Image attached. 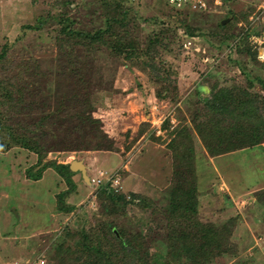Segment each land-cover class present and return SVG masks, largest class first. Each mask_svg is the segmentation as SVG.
Listing matches in <instances>:
<instances>
[{
	"label": "rangeland",
	"instance_id": "rangeland-1",
	"mask_svg": "<svg viewBox=\"0 0 264 264\" xmlns=\"http://www.w3.org/2000/svg\"><path fill=\"white\" fill-rule=\"evenodd\" d=\"M57 1L0 0V48L8 47L9 73L19 72L26 83L23 109L8 120L30 131L37 127L28 134L37 139L42 164L55 160L70 168L80 162L85 169L70 168L76 188L63 198L72 210L63 211L57 194L67 185L54 169L32 180L26 169L35 162L34 155L16 147L0 153V264H83L91 257L87 246L106 249L113 242L112 231L134 238L140 249L157 256L156 264H185L184 258L175 260L167 244L171 227L163 209L182 195L180 187L191 182L192 174L196 190L188 199L195 201V218L214 226L221 247L233 254L203 248L207 256L194 255L190 264H264V142L212 156L191 128L193 153L188 160L194 169L189 173L177 169L182 157L187 158L185 152L175 158L167 147L173 127L191 126L200 99L210 96L216 85L234 84L264 95V0H208L210 8L201 13L176 10L164 0L131 3L142 48L151 33L168 30L159 51L163 62L171 64L175 86L161 88L166 95L162 99L141 70L122 63L112 79H99L104 69L90 66L71 85L55 40L58 21L40 30L22 27L46 12L62 11ZM71 1L63 11L82 30L104 26L100 0ZM227 21L225 29L218 26ZM74 55L79 57L81 50ZM68 78L66 89L62 79ZM85 93L91 94L93 107L80 116L70 102L72 95L83 98ZM118 169L123 194L127 199L132 192L140 194L145 204L113 205L101 198L92 176L97 171L114 175Z\"/></svg>",
	"mask_w": 264,
	"mask_h": 264
},
{
	"label": "trees",
	"instance_id": "trees-1",
	"mask_svg": "<svg viewBox=\"0 0 264 264\" xmlns=\"http://www.w3.org/2000/svg\"><path fill=\"white\" fill-rule=\"evenodd\" d=\"M133 2L135 1L100 0L104 26L93 30L89 28L82 30L78 25V21L74 18L71 19V16L65 13L67 11L66 8L72 3L71 0H61L57 3L58 6L64 7L63 10L66 11L59 10L58 13L46 12L45 15L38 16L34 24H24L22 27L26 30H40L43 26L49 24L50 21H58V26L55 30L57 33L55 40L60 54L63 55L68 74H70L72 79H62L63 82L67 83L71 80L72 85L78 81L75 76L80 73L83 74L90 66L96 67L98 71L99 68L104 69L103 74L98 72L100 74L99 79H112L117 66L122 63L127 69L136 67L141 70L147 76V80L156 85L155 95L157 98L162 99L166 96L162 89L167 91L170 85L175 86L171 80V74H173L171 64L163 62L159 51V46L167 38L168 30L164 29L165 31H163L161 29L159 33H151L147 38L146 46L142 48L139 30L135 29V25L139 27L137 22L139 18H136L137 11L131 6ZM167 5L176 10H193L188 6L176 8L175 6ZM209 8L210 2L208 1L206 10H194V12H205ZM250 8L242 11V18L248 16L252 10ZM235 20H238V18ZM152 21L156 22L155 19H152ZM229 23L227 21L226 24H218V26L225 29ZM230 37L231 39L236 38L235 33L231 34ZM244 39H247V36ZM239 42L240 40L236 44ZM66 48L68 50L65 51ZM76 49L81 50L79 57L74 55ZM7 54L8 47L2 45L0 48V153H6L16 147L34 155L36 157L35 162L26 169V177L32 180L40 179L47 168L54 169L67 185L66 189L57 194L59 204H61L58 208L63 211H71L72 206L65 205L63 202V198L76 188V183L72 178L73 171L69 168V164L58 163L55 160L42 164L43 155L39 149L37 139L28 134L37 130V127L34 126L35 129L30 131L28 127L11 126L8 120L10 115L14 116L23 109L26 100L22 89L26 86V83L19 72L15 73V78V74L9 73L11 65L8 62ZM82 58H84L83 62L80 61ZM100 58L104 59V61L106 59V61L103 63ZM261 66L263 67L264 63H261ZM26 68L27 66H24L19 70L24 72ZM66 85V89H68L70 86L68 83ZM84 85H88V83ZM167 85L168 87L166 88L165 86ZM72 96L70 103L73 105L72 108L75 114L83 116L86 110L92 109L93 98L91 94L85 93L83 98L77 94ZM200 103L202 105L194 109L191 117L192 125L179 123V125L174 126L172 131L174 136L171 137V141L167 144L175 158L180 153L185 152L184 155L187 158L182 157L181 166H177L179 171L187 170L189 173L190 170L193 172L194 169L193 160H188L192 156L191 153H193L191 128H193L212 156L235 149L261 145L264 142V95L254 93L249 88L239 87L234 84L231 86L216 85L210 96L201 98ZM79 104L83 107H80ZM81 110L84 112H81ZM168 122L165 119L163 121L165 125L163 126L167 127ZM141 131L143 132V130ZM36 167H38L37 170H35ZM192 176L195 179V175L192 174ZM193 178L189 179L191 182L186 187H183L186 183L181 185L182 195H177V200L176 198H171L169 204H166L163 209L165 210L167 223L169 222L171 227L169 233L171 237H168L167 244L174 250L172 255L175 260L179 262L184 258L185 264L192 263V256L194 257V255L207 256L202 251L203 248H216L219 254L225 252L233 254L232 249L229 247H221L220 238L215 234L216 229L214 226L205 225L195 218V201L188 199V197L193 196L196 190ZM97 187L101 190V198H107L113 205L124 202L133 203L135 201L138 204H145L143 202L144 197L134 192L130 193L127 199L126 195L123 194L120 183V188L118 189L112 183L99 184ZM187 211L194 213L185 217L184 214H187ZM118 232L119 235L112 231V234H114L113 242L106 249L96 247V245H88L87 248L90 250L89 254L91 257L88 255L85 261L83 260V264H124L125 261L132 264H156V258H154L157 257L156 255L150 256L143 248H139L138 243L137 245L135 244L134 238H128L121 231ZM43 263L44 261L41 264ZM181 264H184L183 261H181Z\"/></svg>",
	"mask_w": 264,
	"mask_h": 264
},
{
	"label": "built area",
	"instance_id": "built-area-1",
	"mask_svg": "<svg viewBox=\"0 0 264 264\" xmlns=\"http://www.w3.org/2000/svg\"><path fill=\"white\" fill-rule=\"evenodd\" d=\"M132 1H137V0H132ZM166 2L170 6H175L176 8L188 6L193 10H206L208 7V0H166ZM215 2L218 3L219 1L215 0ZM113 173H114V175H112V174L106 175L105 172L97 171V173H95V174L99 175V176L102 175V177H99L96 175L92 176V182L95 183V181H96L97 182V183H95L96 185H99V184L105 185L107 183H112L113 186L116 189H118V188H120L119 187L120 176L118 175L117 170Z\"/></svg>",
	"mask_w": 264,
	"mask_h": 264
},
{
	"label": "water",
	"instance_id": "water-1",
	"mask_svg": "<svg viewBox=\"0 0 264 264\" xmlns=\"http://www.w3.org/2000/svg\"><path fill=\"white\" fill-rule=\"evenodd\" d=\"M70 168L74 171L77 169H80L81 171H83L85 169V167L80 163V162H74L70 164Z\"/></svg>",
	"mask_w": 264,
	"mask_h": 264
}]
</instances>
